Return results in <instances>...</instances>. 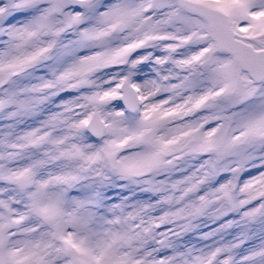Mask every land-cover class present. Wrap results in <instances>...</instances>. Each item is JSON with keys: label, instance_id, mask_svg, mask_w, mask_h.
<instances>
[{"label": "snow or ice", "instance_id": "obj_1", "mask_svg": "<svg viewBox=\"0 0 264 264\" xmlns=\"http://www.w3.org/2000/svg\"><path fill=\"white\" fill-rule=\"evenodd\" d=\"M0 264H264V0H0Z\"/></svg>", "mask_w": 264, "mask_h": 264}]
</instances>
